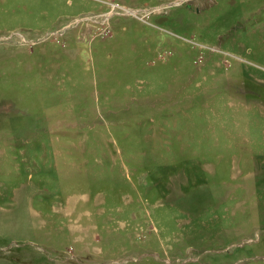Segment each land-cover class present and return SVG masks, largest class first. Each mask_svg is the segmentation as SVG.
Segmentation results:
<instances>
[{"label":"rangeland","instance_id":"obj_1","mask_svg":"<svg viewBox=\"0 0 264 264\" xmlns=\"http://www.w3.org/2000/svg\"><path fill=\"white\" fill-rule=\"evenodd\" d=\"M0 264H264V0H0Z\"/></svg>","mask_w":264,"mask_h":264}]
</instances>
